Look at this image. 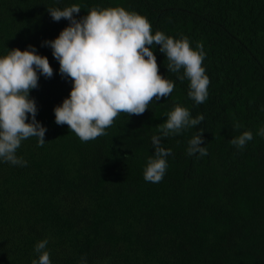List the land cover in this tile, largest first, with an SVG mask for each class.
I'll use <instances>...</instances> for the list:
<instances>
[{
    "label": "trees",
    "instance_id": "16d2710c",
    "mask_svg": "<svg viewBox=\"0 0 264 264\" xmlns=\"http://www.w3.org/2000/svg\"><path fill=\"white\" fill-rule=\"evenodd\" d=\"M73 3L77 19L119 5L147 17L153 33L202 42L206 101L188 97V80L167 71L157 45L158 71L175 82L169 97L119 114L94 140L57 124L54 106L72 83L44 41L69 21L47 8ZM30 45L53 68L30 90L47 130L42 146L30 137L17 149L25 166L0 162V264H31L44 238L52 264H264V0H0V55ZM177 103L204 119L162 140L168 168L160 182L145 181L151 137ZM245 130L253 139L237 149L230 140ZM200 131L207 155L189 156Z\"/></svg>",
    "mask_w": 264,
    "mask_h": 264
},
{
    "label": "clouds",
    "instance_id": "9594fccd",
    "mask_svg": "<svg viewBox=\"0 0 264 264\" xmlns=\"http://www.w3.org/2000/svg\"><path fill=\"white\" fill-rule=\"evenodd\" d=\"M81 8L78 3L47 8L53 20L69 21L55 38L44 41L59 62V73L72 83L69 95L54 106L57 124H66L81 141L94 140L105 135L119 114L141 115L153 101L169 97L175 82L158 71L157 45L167 58V71L181 81L188 80V97L196 104L206 101L210 78L203 66L206 52L202 42L193 47L186 35L153 33L147 17L123 6L91 7L77 19L75 14ZM41 75L50 78L53 68L35 46L14 47L0 55V162L25 166L27 161L17 155L22 141L36 137L37 146L45 143L47 129L37 120L35 98L30 96ZM203 119L202 114L193 117L190 109L179 103L167 113L166 121L151 137L154 154L144 167L145 181L160 182L168 168L172 149L162 140L199 125ZM202 132L188 141L189 156L207 155ZM256 135L264 137V126ZM252 139L253 132L245 130L230 143L243 149ZM48 242L44 238L35 244L38 259L31 264H52ZM81 264H87L86 260L82 258Z\"/></svg>",
    "mask_w": 264,
    "mask_h": 264
}]
</instances>
